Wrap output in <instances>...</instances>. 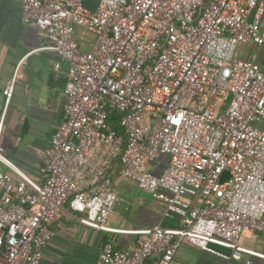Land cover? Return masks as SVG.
<instances>
[{
  "label": "built area",
  "instance_id": "2783aa9c",
  "mask_svg": "<svg viewBox=\"0 0 264 264\" xmlns=\"http://www.w3.org/2000/svg\"><path fill=\"white\" fill-rule=\"evenodd\" d=\"M41 50L68 64L64 114L36 183L0 162V264H41L67 204L83 225L134 234L125 250L104 244V264H184L183 242L236 264L246 231L264 232V68L235 57L240 43L264 45V0H18ZM76 27L91 33L80 47ZM3 93L11 99L15 78ZM159 174L148 166L161 156ZM153 198L176 228L117 229L114 164ZM224 247L223 253L215 247Z\"/></svg>",
  "mask_w": 264,
  "mask_h": 264
},
{
  "label": "crops",
  "instance_id": "0c3cea01",
  "mask_svg": "<svg viewBox=\"0 0 264 264\" xmlns=\"http://www.w3.org/2000/svg\"><path fill=\"white\" fill-rule=\"evenodd\" d=\"M95 0H89L92 3ZM75 36L84 50H93L96 41L91 33L80 27ZM41 39L32 22H24L18 0H0V145L4 155L24 175L36 183L44 181L43 160L49 147L51 134L64 114V85L68 64L41 50ZM235 57L252 59L264 68V45L240 43ZM23 58L15 78L11 99L3 93L15 75L18 62ZM264 131V117L256 121ZM168 156L153 162L150 169L159 174L167 166ZM0 169L10 170L0 162ZM118 200L107 219V224L117 229H142L150 227H179V217L166 214V204L141 190L135 181L120 174V165L114 164L109 172ZM53 236L44 249L41 264H104L100 254L105 243L115 249L125 250L136 242L134 234L107 232L81 224L68 205L61 218L53 225ZM243 247L264 253V232L246 231L239 238ZM223 253L230 250L215 247ZM2 260V257L0 258ZM175 259L184 264H225V259L183 242ZM156 257L148 258L153 264ZM236 264H264V258L242 254Z\"/></svg>",
  "mask_w": 264,
  "mask_h": 264
},
{
  "label": "rangeland",
  "instance_id": "374dc122",
  "mask_svg": "<svg viewBox=\"0 0 264 264\" xmlns=\"http://www.w3.org/2000/svg\"><path fill=\"white\" fill-rule=\"evenodd\" d=\"M148 168L151 169L152 168V165H149Z\"/></svg>",
  "mask_w": 264,
  "mask_h": 264
}]
</instances>
